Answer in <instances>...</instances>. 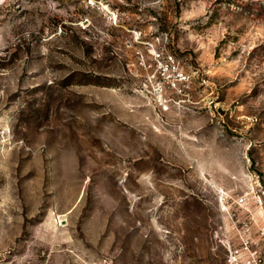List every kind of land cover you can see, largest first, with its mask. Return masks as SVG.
<instances>
[{"label": "rangeland", "instance_id": "obj_1", "mask_svg": "<svg viewBox=\"0 0 264 264\" xmlns=\"http://www.w3.org/2000/svg\"><path fill=\"white\" fill-rule=\"evenodd\" d=\"M262 224L264 0H0V264H229Z\"/></svg>", "mask_w": 264, "mask_h": 264}, {"label": "built area", "instance_id": "obj_2", "mask_svg": "<svg viewBox=\"0 0 264 264\" xmlns=\"http://www.w3.org/2000/svg\"><path fill=\"white\" fill-rule=\"evenodd\" d=\"M159 56V54L155 55V58H157ZM167 57V61H169L170 63L174 62V56L171 54L166 55ZM158 59V58H157ZM180 78L182 77V79H185V76L183 73H180ZM243 202V197H239L235 203L237 204H241ZM258 234L259 236L264 239V224L260 225L258 228ZM242 246L241 248L238 249H234V250H230L228 257H227V262L229 264H237L238 261V256L239 259L241 257V251L243 250L244 254V258L241 261L242 264H264V256L259 257L258 255H256V251H252L250 249V240L247 236H243L242 237ZM238 261V262H237Z\"/></svg>", "mask_w": 264, "mask_h": 264}]
</instances>
